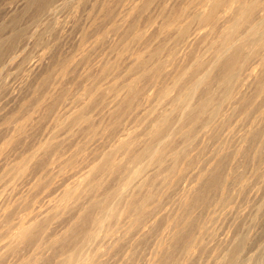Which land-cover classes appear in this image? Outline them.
<instances>
[{
    "label": "clouds",
    "instance_id": "clouds-1",
    "mask_svg": "<svg viewBox=\"0 0 264 264\" xmlns=\"http://www.w3.org/2000/svg\"><path fill=\"white\" fill-rule=\"evenodd\" d=\"M73 5L74 0H69L67 14L58 16L62 35L72 21L79 22V16L63 22ZM185 19L183 33L174 40L206 29L191 57L169 70L172 61L165 59L163 50H157L146 67L128 73L120 85L124 95L117 103L91 122L101 118L110 121L114 135L107 142L97 141L90 149L89 165L97 160L100 163L73 210L83 215L61 238L54 264L264 262V244L248 251L245 259L246 245L240 247V234L233 235L241 219L255 222L264 213V124L257 121L248 131L249 121L264 112V0H192ZM18 56L10 58L4 71L16 63L18 59L10 61ZM225 62L230 67L221 83L217 74ZM137 75L139 81L127 89L128 78ZM224 85L226 95L219 94ZM149 91L153 95L145 102ZM213 93L219 94V102L209 108L206 101ZM229 98L231 112L224 117ZM238 119L236 131L226 136ZM136 127L139 132L109 151L120 136ZM205 128L209 129L207 134ZM65 131L71 133L70 123ZM79 134L71 135L70 143L79 142ZM205 135L206 144L202 143ZM114 158L118 162L113 167ZM182 166L185 171L180 174ZM137 168L140 174L125 188ZM201 174L203 179L185 200L184 182L191 184ZM218 174V185L203 202L195 199L209 178ZM2 199L5 206L11 203L7 193ZM162 207L169 209V216L174 213V218L182 221L180 230L170 229L173 234L163 241L166 222L159 232L155 230L161 219L152 223ZM23 210L18 201L14 209L0 216V264H30L26 245L38 225L23 240L18 239L14 235L17 214ZM100 220L105 221L103 229L99 228ZM145 224L149 225L147 232ZM193 225L195 229L183 247L175 250L176 238ZM252 235L249 232L246 239L250 241Z\"/></svg>",
    "mask_w": 264,
    "mask_h": 264
},
{
    "label": "rangeland",
    "instance_id": "rangeland-1",
    "mask_svg": "<svg viewBox=\"0 0 264 264\" xmlns=\"http://www.w3.org/2000/svg\"><path fill=\"white\" fill-rule=\"evenodd\" d=\"M142 1L143 0H74L71 13L68 17L64 18L63 22L66 24L68 19H75L78 16L79 22L77 23L75 20L72 21L71 26L63 31L62 35L63 26L57 27L61 23V18L58 16H65L67 14L69 10V0H0V73H2L0 74V216L14 209V205L18 201L22 202L24 210L17 214V219L21 215L30 218L29 216L36 213L35 217L32 215L33 219L37 218L40 224L48 225L43 233L45 238L51 233L55 234V232H58V235L59 232L64 233L66 231L65 228L68 230L69 224L74 223V221L75 223L77 222L76 220H78L79 215L74 213L73 210L76 209V207L74 208L72 206L75 205L72 203L77 202V204H79V200L82 199H79V195L76 196L77 194L63 200V202L68 200L67 202L70 204L68 205L69 212H67V206L66 212H64V208L60 210L59 213L57 212L56 215L52 213L53 216H51L52 214L50 215L52 218H50V221H45L44 219L48 213L47 211L52 210V212H54L58 210L55 209L52 204L57 200H61L60 196L63 191L62 189L65 188V185H73L75 179L80 177V175L76 173L77 171L82 173L83 170L92 165H89L88 161L90 156L87 157L89 154L91 155L90 149L93 145H96L99 140L107 142L110 139L109 134L113 132V128L110 121L105 120L104 122V119L101 118L99 122L92 123L95 127L97 126L98 131L90 138V134L85 128L88 124L84 120L75 126H71L73 129L71 133H68L65 131V128L61 131L59 127L60 124H57L58 119L61 116V119L64 120L65 117L63 114L66 111L73 107L74 108L71 109L72 111L75 110V108L77 110V108L82 106L88 111L87 113H89L88 115L91 119L90 122H92L95 121L99 113L104 112L106 108H110V106L113 105V102L118 101V98H115V95H113V91L110 92L111 88L109 87L112 86L110 85L111 83L113 84L115 82L119 84L118 81L121 82L125 79V76H128L129 71L127 68L133 61L134 54L132 51L135 49L143 47V49H145L144 51H147L146 49L153 48L155 44L157 45L162 39L164 41L166 40L167 43L161 41L167 46L163 50L165 57H167L166 55L171 41H174L171 37V33L173 32H170V34L168 33L169 35L165 34L172 31V29L170 30L165 27V30H167L164 31V26L160 24H163L165 22L164 20L172 15V11L184 7L183 3L185 2L184 0H153L146 5V10L142 7H137L138 9L135 8L136 10H132V8L129 9L130 6L134 4L140 5ZM187 3L188 2L185 4ZM173 6L177 8L172 9ZM170 8L172 9V11H170L171 13L168 12ZM161 11H163V13H161ZM161 27L162 32H164L158 33V28L160 30ZM137 31L143 33L140 40L135 39ZM145 39L147 42H145ZM138 41L140 43H138ZM198 43L197 45L195 44L196 47L192 46L193 48L190 47V49L189 47H187L188 49L183 48L184 46L180 47L182 52L178 51L177 56L182 60L176 58L174 64L169 66V70L178 64H182L185 60L183 57H191L192 50L199 48ZM172 44H174V42H172ZM143 49L141 48V50ZM16 54H19V56L14 57L13 61H10V63H13L18 59L16 63L4 71L3 67L8 63L10 58ZM178 61L181 62L179 63ZM104 64L106 68L110 67V69L106 70L105 66H103ZM103 68L106 70L105 74L102 73V71H105ZM16 69L17 71L13 72ZM125 73L127 74L125 75ZM101 74L103 75L101 76ZM95 76L98 78H95ZM135 77L136 76H132V78ZM95 79L100 82L97 83ZM87 84H90L91 87ZM99 85L100 88L105 87L106 92L104 89L103 91L102 88L98 89ZM86 86L90 89L94 88L93 91L97 94L96 100L94 102L93 100L91 101L94 105L92 109L89 108L90 110L87 108L88 106L91 107L92 104L89 102L90 105L87 106L88 102L86 103V100L88 99V95L86 94V96L84 92L87 89ZM106 87H108V90ZM243 87H241V90H243ZM96 88L98 91L100 90L99 93ZM153 91L148 92L150 93L148 97L151 98ZM98 94L104 95L102 96L105 97L103 102L101 100V95L99 96V98L101 97L100 99L97 98ZM80 96H82V98H78ZM118 96L119 95H117V97ZM122 96L123 94H120L119 98ZM111 98L113 99L112 102L110 101ZM145 98H147V96ZM150 98L145 99V102ZM78 99H82V101L80 100L81 102L79 103ZM97 100H100L101 104L100 102L98 104ZM229 102L227 103L229 104ZM262 103H264V101H262ZM82 104L84 106L86 104V106L84 107ZM230 104L229 108L224 112L226 115L223 114L224 117L230 115ZM241 111H243V108ZM241 119H243V116H241ZM257 121L264 124V112L257 113L253 119L249 121L248 127L252 129V125H254V123L256 124ZM239 122V119L236 120L233 125L227 129L225 135L231 136V134L236 131ZM105 125L107 126L105 127ZM136 128L139 132L140 128ZM136 128L130 129L129 131H136ZM249 128L248 130H250ZM77 131L80 133L78 137L79 142H68L70 141L71 135H74ZM129 131L127 130L126 133ZM135 131L132 133H137V131ZM208 131L209 129H207V131L204 129L205 134H207ZM57 132L59 134H57ZM261 133H264V128L261 129ZM113 134L110 135V137L113 136ZM54 135L56 136L53 137ZM207 139V135L202 137V143L206 144ZM47 140H49V143L52 142V140L54 141L43 151L44 148L42 149L39 146ZM84 142L87 143L85 144ZM83 143L87 147L85 145H80ZM8 144H10V146ZM80 146L86 149L83 150L84 148H81L82 151H79L78 148ZM59 147L61 148L60 150ZM99 147H103V145H99ZM56 148H58L59 153H57L58 151L56 152ZM74 151L76 153L75 156V153L73 154ZM31 152L32 154L35 153V155L30 159L29 163L26 161L28 165H24L26 166V168L23 169L24 172L18 177H13L12 173L17 170H22V163ZM54 152L60 154L59 157L62 156L59 162L54 160V156L56 159L58 158V155H55ZM73 156L78 158L74 159L72 158ZM67 157L69 159V166L64 167L62 165V169L65 168V170L63 169V172H59L61 163L65 161L63 164H67ZM84 157L85 159L88 158V163L82 159ZM64 158L66 159L64 160ZM74 160H78L76 161L78 163L81 160L80 162L82 164L85 163V165L83 166L81 163L79 165ZM40 161L45 163L43 164ZM73 161L76 163L75 165ZM72 165L74 166L73 171H76L73 174L75 177H73V182L71 178L72 173L71 176L67 173L71 172L69 168H71L70 166ZM76 165L81 167H76L77 169L75 170ZM210 166L211 164H209V167ZM51 173L53 176L50 175ZM54 173L57 175H54ZM75 174L78 176L76 177ZM219 175L221 174H218V176ZM211 178L213 179L214 177L209 178L207 181V184H209L206 187L202 186L201 191L203 193L201 194L204 196L202 197V195H200L201 197L199 200L205 198V194L207 196L208 193L214 189L215 185H210ZM201 179V176L197 177L192 183V186L188 184V181H185L184 188L186 187L187 189V186L190 185L189 188L193 191L196 185L200 183ZM197 180L199 181L197 182ZM193 185H195L194 188H192ZM5 193L11 197V203L6 206L2 199ZM55 198H57V200ZM49 202L52 204H49ZM47 206L49 208H47ZM70 206L71 209L72 207L74 209L71 210ZM50 211L48 214H50ZM168 212L169 209L162 207L160 212L153 218V220L156 219V221L161 219L158 222V226L161 227L157 226L155 232H159L160 229L164 227L165 222H168L167 224L169 225V223L174 221L175 214L173 213L172 216H169ZM75 217L77 218L76 220L74 219ZM69 221L73 222L70 223ZM229 223H231V221H229ZM71 226L69 225L70 230ZM165 228L163 234L167 232V228L166 230ZM148 229L149 226L146 227L144 231L147 232ZM249 232L253 233L250 241L246 239ZM237 234H240L241 237H245L246 239L244 242L247 248L244 257L246 259L248 251L254 250L258 245L264 244V213H261L260 217L255 222L249 218L241 219L233 232L234 236ZM0 235H2V228H0ZM227 235L228 233L226 232L225 236ZM180 236L181 235L177 237L179 238L178 240L176 238L178 242L176 241L175 243L180 244L179 240L183 237V239H185L189 234L183 233L182 238H180ZM165 239V237L164 239L162 237V240ZM59 242L52 247H48L47 244L42 243L36 248L34 243L29 241L26 245V250L31 257L37 258V264H54L56 251H59V249H57ZM141 243L143 244L145 241ZM178 245L175 244L174 248L177 251L181 244ZM254 264H264V262L258 259Z\"/></svg>",
    "mask_w": 264,
    "mask_h": 264
},
{
    "label": "bare ground",
    "instance_id": "bare-ground-1",
    "mask_svg": "<svg viewBox=\"0 0 264 264\" xmlns=\"http://www.w3.org/2000/svg\"><path fill=\"white\" fill-rule=\"evenodd\" d=\"M151 1H153V0H143L142 1V3L139 5H136V4H134V5H132V6H130V8L129 9H131L132 8V10L133 9H135V8H137V7H142V8H144V10H146L145 9V7H146V5H148V3H150ZM182 1V0H181ZM102 2V1H101ZM114 2V1H113ZM184 2L186 3V2H188L187 4H185V3H183L184 5V7H182L181 9H179V10H175V11H172V9H175V8H177V7H172V9L170 8V10L168 11V12H170V11H172V15L171 16H169L166 20H164L165 22L163 23V24H160L161 26L163 25L164 27V31H166L167 29H172V31H169V32H167V33H165V34H167V35H169L170 34V32H173V33H171L172 35H171V37L172 38H174V37H177V36H180V34H182L183 33V31H184V28H185V24H186V19H185V14L188 12V9H189V5L192 3V1L191 0H188V1H185L184 0ZM99 3V2H98ZM162 3V2H161ZM170 4V3H169ZM126 5V4H125ZM107 6V5H106ZM175 6H176V4H175ZM149 7V6H148ZM154 7V6H153ZM170 7V6H169ZM162 8H164V7H162ZM125 9V8H124ZM138 9V8H137ZM169 9V8H168ZM136 10V9H135ZM161 10V9H160ZM106 12V11H105ZM168 12H166V13H168ZM108 13V12H107ZM161 13H163V11H161ZM169 13V14H170ZM154 14V13H153ZM226 14V13H225ZM161 15V14H160ZM120 20V19H119ZM101 21V20H100ZM126 21V20H125ZM132 23V22H131ZM157 23V22H156ZM131 25V24H130ZM147 25V24H146ZM167 26H169V27H173V28H168ZM115 27V26H114ZM165 27L167 28L166 30H165ZM131 28V27H130ZM133 28V27H132ZM161 30V31H160ZM159 30V28H158V33H163L162 32V27H161V29ZM157 31V30H156ZM206 30H203V29H200V30H198V31H194V32H192L189 36H187V37H185V38H182L181 40H174V39H172V40H174V41H171V45H173V46H171L170 45V47L168 48V53H167V57H165V59H167V60H170V61H172V63L170 64V65H172V64H174V60L176 59V58H179V59H181L180 57H178L177 56V53H178V51L179 52H182V49H180V47H183V48H185V49H188L187 47H189V49H190V47H196V45H197V43L198 42H200L201 40H202V37H203V34H204V32H205ZM169 33V34H168ZM142 34L143 33H141L140 31H137L136 32V35H135V39L136 40H140L141 39V37H142ZM154 35V34H153ZM156 35V34H155ZM166 35V36H167ZM150 36V35H149ZM148 36V37H149ZM129 37V36H128ZM167 38V37H166ZM168 39V38H167ZM161 41H164V40H162L161 39ZM158 42L157 43V45L155 44V46L152 48L151 47V49H146L147 51H144L145 49H143V47H141L143 50H141V48H137V49H133L134 51H132V53L134 54V58H133V61H132V63L128 66V68H127V70L129 71L128 73H130V72H133V71H138L139 70V68H141V67H146L147 66V60H148V58L149 57H151L152 55H153V53H155V52H157V50H164L167 46L166 45H164L163 43L165 42L166 43V40L162 43V42ZM145 42H147L146 41V39H145ZM149 42V41H148ZM172 42H174V44H172ZM138 43H140L139 41H138ZM137 43V44H138ZM152 43V42H151ZM167 44V43H166ZM177 44H179V47H177ZM196 44V45H195ZM199 45H200V43H198ZM148 45H149V43H148ZM137 46V45H136ZM141 46V45H140ZM139 46V47H140ZM192 47V48H193ZM148 48V47H147ZM130 49V48H129ZM184 49V50H185ZM128 50V49H127ZM167 50V49H166ZM119 51V50H118ZM186 51V50H185ZM193 51V50H192ZM129 52V51H128ZM147 52H148V55H147ZM166 52V51H165ZM184 52V51H183ZM127 53V52H126ZM184 54V53H183ZM191 54V53H190ZM179 55H181V54H179ZM127 56V55H126ZM177 56V57H176ZM186 56V55H185ZM181 57H183L182 55H181ZM184 59H185V57H183ZM182 60V59H181ZM179 63L181 62V61H178ZM183 62V61H182ZM74 64V63H73ZM108 65V64H107ZM169 65V66H170ZM181 64H178V65H176L177 67L178 66H180ZM103 66H105V64L103 65ZM135 66V67H134ZM114 67V66H113ZM229 67H230V65L227 63V62H225V64L224 65H222V69H221V71L220 72H218V74H217V78H218V81L219 82H221V83H223V81H224V76L226 75V73H227V71H228V69H229ZM104 69V68H103ZM102 69V70H103ZM105 69L106 70H109L110 69V67H107L106 68V66H105ZM104 69V70H105ZM171 69V68H170ZM106 70L103 72L102 71V73L103 74H105V72H106ZM108 72V71H107ZM256 71H255V69H253V73H255ZM103 74H101V76L103 75ZM108 74V73H107ZM107 74H106V76H107ZM127 73H125V75H126ZM51 77V76H50ZM97 76H95V78H96ZM126 77V76H125ZM98 78V77H97ZM132 77H130L129 79H128V83H127V89H131L132 88V86L133 85H135L136 83H137V81H139V79H140V76H136L135 78H132ZM94 79V78H93ZM131 79V80H130ZM95 81L98 83V82H100V81H98L97 79H95ZM102 81V80H101ZM114 82V81H113ZM122 82V81H121ZM121 82H119L118 81V83L119 84H117V83H111L110 85H112V86H110L109 88H111L110 89V92H112L113 91V95H115V98H118V100L120 99L119 98V96H120V94H123L124 95V91H125V89H121L120 88V85H121ZM96 83V84H97ZM86 85V84H85ZM88 85V84H87ZM91 85H94V84H91ZM89 87H91L90 86V84L88 85ZM97 86V85H96ZM243 87V86H242ZM86 88H87V86H86ZM93 88V87H92ZM102 88V87H101ZM100 88V85H99V87H98V89H101ZM84 89H85V86H84ZM98 89L96 88V90H97V92L99 93V91H98ZM105 90V87L104 88H102V90ZM106 89L108 90V87H106ZM242 89V88H241ZM87 90V91H86ZM84 92H85V95L87 96V100H86V103L88 102V104H87V106L88 105H90V103H91V101L93 100V102L96 100V96H97V94H96V92L95 91H93L94 90V88L93 89H90V88H87ZM103 90V91H104ZM83 92V93H84ZM105 92H106V90H105ZM104 92V93H105ZM109 92V91H108ZM109 92V93H110ZM150 92V91H149ZM152 93V92H151ZM226 93H227V87H226V85H224L223 87H221L220 88V90H219V94H224V95H226ZM80 94H82V93H80ZM108 94V93H107ZM149 94L150 93H148V95H147V98H150V97H148L149 96ZM219 94H217V93H213V94H211L209 97H208V99H207V101H206V106L207 107H211L212 105H214V104H216V103H218L219 102ZM101 95V97L102 96H104V95H102V94H98V99H100L99 98V96ZM109 95V94H108ZM112 95V97L114 98V96ZM117 95H119L118 97H117ZM168 95H171V92H169L168 93ZM83 96V95H82ZM82 96H80V97H78V98H82ZM151 96H152V94H151ZM36 98V97H35ZM104 98L105 97H102V102H103V100H104ZM114 98V99H115ZM147 98H145V99H147ZM51 100H53V99H51ZM81 101H82V99H80ZM79 99H78V101H79V103L81 102ZM111 102L113 101V99L111 98V100H110ZM116 101V100H115ZM230 101V102H229ZM85 102V101H84ZM90 102V103H89ZM97 102H98V104H99V102H100V104H101V101L100 100H97ZM117 102V101H116ZM116 102H113L112 104L113 105H115V103ZM227 102H229V104L231 103V98H229V100L227 101ZM108 103V102H107ZM84 104V103H83ZM82 104V105H83ZM92 104V103H91ZM93 105H94V103L91 105V107L90 106H88V108L87 109H92V107H93ZM113 105H111V106H113ZM231 105V104H230ZM84 106V105H83ZM85 106H86V104H85ZM84 106V107H85ZM100 106V105H99ZM103 106V105H102ZM110 106V105H109ZM82 106H80L79 108H77V110H76V108H75V110H71V109H73V108H71V109H69L68 111H66L64 114H63V116L65 117V119L64 120H62L61 119V116L59 117V119H58V123L57 124H60L59 125V127L61 128V131L65 128V126H66V124H69L70 123V125L71 126H75V125H77V124H79L80 122H82L83 120L88 124L85 128H86V130L88 131V133L90 134V138L91 137H93L96 133H97V126L95 127V125H93L91 122H90V117H89V113H87L88 111L86 110V108H81ZM245 107H246V105H245ZM39 108V107H38ZM89 109V110H90ZM99 110V109H98ZM225 114V113H224ZM226 115V114H225ZM91 116V115H90ZM23 117V116H22ZM63 118V117H62ZM260 118H261V116H260ZM60 122V123H59ZM104 122H105V120H104ZM240 123V122H239ZM108 124V123H107ZM255 124V123H254ZM99 125V124H98ZM107 125H105V127H106ZM17 127V126H16ZM83 127V126H82ZM80 128V127H79ZM108 128H110V127H108ZM249 128V127H248ZM17 129V128H16ZM73 129V128H72ZM134 129V128H133ZM137 129V128H136ZM206 129V131H207V128H205ZM250 129V128H249ZM22 130V129H21ZM85 130V131H86ZM100 130V129H99ZM130 130V129H129ZM128 130V131H129ZM251 130L252 129H250V130H248L249 132H251ZM86 131V132H87ZM133 131H135V130H132V132ZM137 132H138V129L136 130ZM135 131V132H136ZM140 131V130H139ZM22 132V131H21ZM110 132V131H109ZM108 132V133H109ZM127 132V131H126ZM131 131H129L128 133H126L124 136H120L119 137V139L116 141V143H113L112 144V146H111V149H109V151H111V150H113V149H116L117 147H119V145H121V144H123L127 139H129L130 137H133L135 134L134 133H132ZM59 133H60V131H59ZM58 132H57V134H59ZM111 134H109V138H111L110 137V135H112L113 134V132H110ZM56 134V135H57ZM264 134V133H263ZM56 135H54L53 137H55ZM88 135V134H87ZM93 135V136H92ZM114 135V134H113ZM232 135V134H231ZM18 136V135H17ZM89 136V135H88ZM100 136H102V135H100ZM106 137V136H105ZM97 138V137H96ZM108 138V139H109ZM54 140H52V142H53ZM52 142H50V143H52ZM68 142H70V141H68ZM50 143H49V140H47V141H44L43 143H41V145L39 146V147H41L42 149H43V151L45 150V149H47L48 147H49V145H50ZM85 144L87 143V142H84ZM80 144L81 146H84L85 144ZM9 146H10V144H8ZM79 147L78 148V150L79 151H82V149L83 150H85L86 148L85 147ZM86 146V145H85ZM87 147V146H86ZM130 147H131V145H130ZM77 148V147H76ZM82 148V149H81ZM40 149V148H39ZM61 148L59 147V150H60ZM58 151V148H56V152ZM62 151H64V150H62ZM57 153H59V151L57 152ZM60 153H61V151H60ZM75 153V151L73 152V154ZM54 154L55 155H58V158L56 159L55 158V156H54V160L57 162H59V160H60V158L62 157H59V155L60 154H56L55 152H54ZM108 153L106 152L105 153V155H107ZM35 155V153H33L32 154V152H31V154L29 155L28 154V157H26L25 158V161H23V163L22 162H20V163H22V165H23V168H22V170L20 171V170H17V171H15L14 173H12V175H13V177H18V176H20L23 172H24V168H26V166H24V165H28L27 164V162L29 163L30 162V159L33 157ZM72 155V154H71ZM76 155V153L74 154V156ZM72 157V158H76V157ZM89 156H91L90 154L87 156V157H89ZM126 156H127V154H125V157H121L120 159L122 160V159H124V158H126ZM78 158V157H77ZM76 158V159H77ZM66 158H64V160H65ZM71 159V158H70ZM82 159H84V161H86L87 163H88V158L87 159H85V157L84 158H82ZM103 159V157H101V160ZM67 164H63V162H65V161H63L62 163H61V166H60V168L61 169H59V172H63L62 170L64 169L65 170V168H63L62 169V165L64 166V167H66V166H69V163H68V157H67ZM88 160V161H87ZM27 161V162H26ZM72 161V160H71ZM75 162L76 161H78V160H74ZM73 161V162H74ZM81 161V160H80ZM79 161V163L78 162H76L77 164H79L80 165V162ZM40 162H42V161H40ZM39 162V163H40ZM74 162V165L76 164ZM117 160L114 158L113 159V161H112V164H113V167L117 164ZM38 163V164H39ZM43 164L45 163V162H42ZM55 163V162H54ZM84 163V162H83ZM100 163V160H97L96 162H94V163H91L92 165H88L89 167L87 168V169H85V170H83L82 171V173L80 174L78 171L76 172V171H73V168H74V166L72 167V166H70L71 168H69L70 170H71V172H67V173H69V175L71 176V173H72V182H73V174H74V172H76V173H78V175H80V177H78V179H75V181H74V183H73V185H71L72 184V182H71V184L70 183H68L69 185H71V186H67V185H65V188H63L62 190V194H61V196H60V198H61V200H57V198H55L57 201L55 202V203H50L49 202V204H52V206H54V208L55 209H58L57 211H54V212H52V210L50 211V214H48L49 213V211H47L48 213V216H47V214H46V216H45V221H50L52 218H51V216H53V214H55L56 215V213L58 212L59 213V211L60 210H62V209H64L65 208V211L64 212H66V209L68 210L67 212H69V206L68 205H70L67 201L66 202H63V200H65V199H68V197H70V196H74L75 194H77L76 196H78V198L79 199H81L82 198V196H81V194H83V193H85L86 192V190H87V188H86V186H87V184H88V181H89V179L92 177V175H93V173L95 172V170L97 169V166H98V164ZM60 164V163H59ZM71 164H72V162H71ZM70 164V165H71ZM82 164V163H81ZM79 165H76L75 166V170L78 168V167H81V166H79ZM83 166L85 165V163L84 164H82ZM42 166V165H41ZM77 167V168H76ZM30 168V167H29ZM68 171V170H67ZM183 171H184V168H183V166L181 167V169H180V174H182L183 173ZM140 174V169L139 168H137V169H135L133 172H132V174H131V176L129 177V180H128V182L127 183H125V185H124V187L125 188H127L128 187V185L131 183V181H132V179L134 178V177H137L138 175ZM40 175V174H39ZM50 175H52L53 176V174L51 173ZM54 175H57L56 173H54ZM76 175V174H75ZM78 175H76V177L78 176ZM203 174H201L200 176L202 177V179H203V176H202ZM69 177V176H68ZM53 178V177H52ZM51 178V179H52ZM70 178V179H71ZM75 178V177H74ZM221 178V175H219V176H216V177H214L213 179L211 178L210 180H211V186H212V184L213 185H215V187H216V185H218V181H219V179ZM175 179V178H174ZM199 180H197V182H198ZM56 182V181H55ZM64 182V181H63ZM174 182V181H173ZM189 184V183H188ZM197 184V183H196ZM195 184V185H196ZM209 184V183H208ZM207 184V185H208ZM195 185H193V187L192 188H194V186ZM209 185V186H210ZM184 186H185V184H184ZM187 186V185H186ZM189 186L190 185H188L187 186V189H186V187L184 188L185 189V195H184V199L186 200L187 199V194L188 193H191L192 191V189L191 188H189ZM191 186H192V183H191ZM197 186V185H196ZM214 187V188H215ZM189 188V189H188ZM196 188V187H195ZM213 188V187H212ZM201 193H203L202 191H201ZM206 193H207V191H206ZM204 194H205V192H204ZM200 195H202V194H200ZM75 196V197H76ZM204 195H202V197H203ZM201 196H199V197H197V198H195V199H199ZM205 197H206V194H205ZM54 199V198H53ZM78 199V200H79ZM202 199H205V198H201L200 199V201H202L203 202V200ZM77 200V201H78ZM80 201V200H79ZM49 204H48V206H49ZM72 204H75V205H72ZM71 205L75 208L78 204H77V202H75V203H72ZM77 204V205H76ZM27 205V204H26ZM28 206V205H27ZM47 206V208H49ZM68 206V207H67ZM67 207V208H66ZM72 207V209H74ZM46 208V209H47ZM70 209H71V206H70ZM71 209V210H72ZM41 211V210H40ZM53 213V214H52ZM79 213H81V214H79V216L80 215H83V212L81 211V212H79ZM36 214V213H35ZM35 214L33 215V217H35ZM52 214V215H51ZM32 215L31 216H29L30 218H32L33 219V217H32ZM38 215H39V213H38ZM37 215V216H38ZM51 215V216H50ZM36 216V217H37ZM160 216H161V214H160ZM164 216V215H163ZM172 216V215H171ZM123 217H124V213L123 212H121V219H123ZM30 218H28V216H23V215H21V216H19V218L17 219V221H18V227L16 228V230H15V232H14V235L18 238V239H20V240H23L24 239V237H25V235L28 233V232H30L34 227H36L37 225H38V230H37V232L35 233V236H34V238L32 239V240H30V241H32L33 243H34V245L36 246V248H38L42 243H44V244H47L48 245V247H52L53 245H55L57 242H59L60 240H61V238H62V236H65L66 235V233H67V231L69 232V225L71 226H73L74 224H76L75 223V221H74V223H71V222H73V221H69L71 224H69L68 225V223H67V225H68V230H67V228H65L66 229V231L64 232V233H62V232H59V235H58V232L56 233L55 232V234H57V235H55L54 233H51L47 238H45L44 237V232H45V228L48 226V225H46V224H40V222H38V219L37 218H34L33 220L32 219H30ZM51 218V219H50ZM167 218V217H166ZM37 219V220H36ZM75 220L77 219L76 217L74 218ZM79 219V218H78ZM168 220V219H167ZM77 221V220H76ZM154 221H156V219H154L152 222H154ZM171 221V220H170ZM169 221V222H170ZM172 221H173V218H172ZM165 222V221H164ZM104 223H105V221L104 220H100L99 221V228L100 229H103V227H104ZM155 223V222H154ZM168 222H166V224H167ZM181 223H182V221H180V220H178V219H175L174 218V221L173 222H171V223H169V225H168V227H167V225H166V228H167V232L165 233V234H163V239H164V237L165 238H167L168 236H170V235H172L173 233H170V229H173V232H175V231H179L180 230V227H181ZM47 224H48V222H47ZM72 226H71V228H72ZM149 225L148 224H145L144 225V230H145V228L146 227H148ZM66 227V226H65ZM158 227H161V226H158ZM194 227H195V225H193L192 226V228L191 229H189V231L188 232H185V234L186 233H188L189 235L191 234V232L192 231H194ZM166 228H165V230H166ZM49 230V229H48ZM61 234V235H60ZM99 232H97L96 233V235L97 236H99ZM187 236V235H186ZM183 236H182V234H181V236H180V238H182ZM184 238V237H183ZM182 238V239H183ZM188 238H189V236L188 237H186L185 239H180V240H182V241H180L179 240V242H180V246L177 244V243H175L176 245H178L179 247H178V249H181L182 247H183V245H184V243L188 240ZM179 238H177V240H178ZM176 240V241H177ZM245 237L243 238V237H241V241H240V247H243L245 244H244V242H245ZM163 241V240H162ZM175 241V242H176ZM178 242V241H177ZM174 248H175V245H174ZM38 251V250H37ZM43 252V251H42ZM37 258L36 257H31V261H30V264H37Z\"/></svg>",
    "mask_w": 264,
    "mask_h": 264
}]
</instances>
